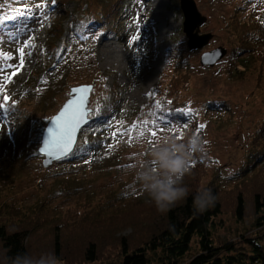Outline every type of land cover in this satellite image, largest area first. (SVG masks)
Masks as SVG:
<instances>
[{
    "label": "rangeland",
    "instance_id": "374dc122",
    "mask_svg": "<svg viewBox=\"0 0 264 264\" xmlns=\"http://www.w3.org/2000/svg\"><path fill=\"white\" fill-rule=\"evenodd\" d=\"M180 1L98 0L95 4L86 0L90 9L84 11L87 7L82 8L80 0H66L65 11L54 14L45 12L42 0H0V16L17 17L8 22L6 30H0V51L13 56L6 63L19 64L18 49L25 40L35 45L25 50V64L15 76L13 69L0 73V81L4 75L12 77L0 91V103L7 105V112L0 109V212L4 213L0 219L11 226L32 228L31 255L54 252L58 224L65 258L61 264H89L82 252L91 241L100 245L101 258L95 264H121L119 237L126 236L134 245L141 243L165 217L136 179L149 150L165 136L182 140L195 133L210 142L207 154L197 156L201 165L185 180L196 182L198 189L215 188L224 201V211L211 229L214 243L238 241L242 234L256 235L260 230L251 196L264 176V68L257 64L239 74L227 21L235 12L250 18V10L259 18L264 15V0H195L207 17L201 33L214 34L202 50L188 47ZM112 6L117 11L110 14ZM92 11L100 16L108 13L113 21L118 17L116 24L94 21L82 28L85 35L78 38L71 30L72 14L76 12V20ZM21 12L27 19L19 16ZM18 24L28 27L17 38L9 37L7 32H15ZM51 25L64 32L62 38L57 31L49 32ZM147 45L155 48L150 58L143 53ZM220 46L227 49L226 56L213 67L202 66V54ZM58 49V55L48 56V51ZM177 69L190 73L188 85L179 86L180 102L190 117L186 122L159 117L149 102L152 91L158 99L164 95ZM82 84L93 85L92 118L110 91L119 95L118 111L92 153L75 154L45 168L39 152L44 129L69 99L71 88ZM5 94L8 101L3 99ZM215 101L226 102V109L214 107ZM144 120L157 131L156 138L145 131L136 139L140 127L122 135ZM85 128L74 151L88 139ZM239 190L251 208L242 221L233 211ZM199 250L195 239L186 259Z\"/></svg>",
    "mask_w": 264,
    "mask_h": 264
},
{
    "label": "trees",
    "instance_id": "16d2710c",
    "mask_svg": "<svg viewBox=\"0 0 264 264\" xmlns=\"http://www.w3.org/2000/svg\"><path fill=\"white\" fill-rule=\"evenodd\" d=\"M90 1L95 2V4L98 2V0ZM104 1L110 2V0ZM42 2L44 3L45 12L62 14L65 11L63 6L66 4V0H55V3H52V0H42ZM79 5L82 8L83 6L87 7V10L84 9V11L90 9L86 0H80ZM111 10L112 13L110 14L117 11L114 6L111 7ZM250 12L252 13L250 18L242 17L235 12L227 21V34L230 41L235 44L234 52L236 53L239 74L257 64L260 68H264V15H259L258 18L256 11L250 10ZM98 13V11L97 13L96 11L88 12V15L76 20L73 19L76 12L73 13L71 16L73 20L70 19L71 30H74L72 33H75L78 38H83L85 34L82 28L85 29L88 24L94 21H99L102 24H116L118 17L113 21L114 16H109L108 13L100 16ZM120 13L122 14V12ZM121 14L119 16L122 17ZM54 31L59 32L58 38H62L64 32L51 25L49 32ZM54 33L56 34V32ZM48 52L49 57L60 53L59 49ZM143 53L146 58L152 57L155 53L154 46L147 45L143 49ZM155 59L153 58V62ZM180 64L184 65V62H180ZM180 70H183V68H180ZM180 70L177 69L161 98L158 99L152 93L153 91L149 95L152 110L167 121L180 120L186 122L190 118L187 109H185V104L180 102L179 96L181 91L179 86L188 85L190 73L189 71L182 72ZM118 96V93L110 91L107 100L95 110L93 118L90 116L89 125H86L85 128L89 131L88 139L80 144L71 156L59 161L71 159L75 154L76 156L89 155L95 150L100 143L104 130L110 127L112 117L118 111L116 108ZM157 102H159L160 108L156 107ZM212 104L220 109H226L227 105L224 101H215ZM194 160L195 163L190 167V171L201 165L199 157ZM186 178L187 175L183 178V184L189 189L188 197L164 212L165 217L162 224L156 227L143 242L134 245L126 236L119 237L117 246L122 256L121 264H264V243L262 242L264 240V176L255 186L257 189L252 190L253 196H251L252 209L254 216H256L255 225L260 230L256 232V235L242 234L238 241L228 240L221 243H214L211 229L215 228L213 226L214 220L224 211L223 199L220 198V194L217 193L216 189L212 188L213 195L216 197L214 206L204 212H196L193 207V198L199 189L196 182L193 180L186 182ZM235 193L233 211L237 220L242 221L248 214V209H251L249 208L250 202L243 190ZM231 195L233 194H230L229 197H233ZM3 217L4 213L0 212V218ZM57 225L54 229V252L59 260L63 262L65 260L63 257L64 246L61 234L56 231ZM31 231L32 228L11 226L0 219V244L4 251V264H9V258L17 254L26 253L31 255L29 244ZM195 239L199 241L200 250L189 259H186ZM82 257L89 264H95L100 260L99 243L89 242L82 252Z\"/></svg>",
    "mask_w": 264,
    "mask_h": 264
},
{
    "label": "clouds",
    "instance_id": "9594fccd",
    "mask_svg": "<svg viewBox=\"0 0 264 264\" xmlns=\"http://www.w3.org/2000/svg\"><path fill=\"white\" fill-rule=\"evenodd\" d=\"M209 149L210 142L193 133L182 140L165 136L149 150V158L137 168L136 179L159 212H167L188 197L189 189L183 184V178L190 173L189 164L197 156H205ZM215 201L212 189L203 187L193 198L194 210L204 212ZM9 264H61V261L54 252L47 251L39 256L17 254L9 258Z\"/></svg>",
    "mask_w": 264,
    "mask_h": 264
},
{
    "label": "snow or ice",
    "instance_id": "6c2138e0",
    "mask_svg": "<svg viewBox=\"0 0 264 264\" xmlns=\"http://www.w3.org/2000/svg\"><path fill=\"white\" fill-rule=\"evenodd\" d=\"M52 3H55V0H52ZM20 17L27 19L23 12L19 13ZM17 17L12 15L0 16V30H6L7 24L9 21H16ZM23 21H21V24ZM28 27L26 24L21 27L19 24L16 27L15 32H7V35L12 38H17L19 32L24 31V28ZM3 40V37H0V41ZM30 47H35L30 40L24 41V46L18 49L19 53V64L6 63L7 61L13 60V56L9 53L0 51V73H5L7 69H13L12 75L15 76L19 71L23 69L25 64V50ZM32 53L29 52L28 55ZM12 77L9 75H4L3 80L0 81V91H2L7 83H11ZM74 92H86V88L74 89ZM4 101H8L9 97L5 94L3 96ZM157 108H160L159 102L156 104ZM0 109H4L7 112L6 103H0ZM91 115L84 98L81 97L79 102L73 101L67 105L64 110L60 113L59 116H56L53 120V126L48 129V138L44 142V149L47 155L53 156L56 158H61L64 155L71 153L73 145L76 142L75 133L79 130L80 125L83 122H86L88 117ZM153 124H156V121H153ZM137 127H140L141 130L137 133L136 139L142 138L145 135V131H148L151 137H157V131L149 128V122L147 120L142 121V124H134L131 129L126 130L122 135H126L128 132H134ZM200 129H203L205 126L201 124ZM163 129H161L162 131ZM117 135V133H113ZM180 138L179 136L177 137ZM131 137L129 138V143H131ZM153 141L149 140V144H152Z\"/></svg>",
    "mask_w": 264,
    "mask_h": 264
},
{
    "label": "water",
    "instance_id": "95a60500",
    "mask_svg": "<svg viewBox=\"0 0 264 264\" xmlns=\"http://www.w3.org/2000/svg\"><path fill=\"white\" fill-rule=\"evenodd\" d=\"M180 7L183 11L184 15V24H183V30L188 38V47L190 50H202L205 48L210 41L213 39L214 34L213 33H201V26L207 22V17L204 16L198 6L195 0H181L180 1ZM227 54V49L223 46L217 47L215 49H212L210 51H206L201 56V65L202 66H208L213 67L215 66L219 61H221ZM86 88V92H74V89H81ZM93 85L92 84H82L79 86H75L71 88L70 97L69 99L63 104L61 109L50 119L48 124L46 125L44 132L42 134V140H41V146L39 148L40 154L44 156L43 160V166L45 168H48L51 166L54 162L59 161L61 159H64L68 157L75 149L78 137L80 134V131L89 123L90 116L88 117L86 122H83L80 125L79 130L75 133L76 142L73 145L71 153L62 156L61 158H56L55 155L49 156L46 154L44 149V142L48 138V129L53 126V120L56 116H59L60 113L64 110V108L69 105L71 102L76 101L79 102L81 97L84 98V101L86 102V105L89 109V111L92 113V109L89 108L90 103V97L92 93Z\"/></svg>",
    "mask_w": 264,
    "mask_h": 264
}]
</instances>
